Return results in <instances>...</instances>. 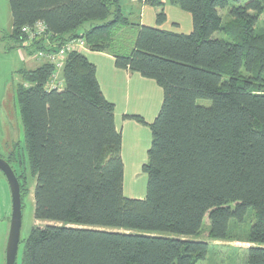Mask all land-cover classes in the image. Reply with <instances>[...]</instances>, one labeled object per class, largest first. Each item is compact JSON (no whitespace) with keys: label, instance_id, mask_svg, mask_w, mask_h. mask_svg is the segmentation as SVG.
<instances>
[{"label":"trees","instance_id":"obj_1","mask_svg":"<svg viewBox=\"0 0 264 264\" xmlns=\"http://www.w3.org/2000/svg\"><path fill=\"white\" fill-rule=\"evenodd\" d=\"M230 1L145 0L160 8L158 25L167 4L190 13L192 31L179 33L141 25L122 0H9L13 29L0 38L5 49L32 56L82 38L164 92L151 123L129 116L152 131L146 195L133 198L124 194L115 104L89 58L68 52L55 87L50 62L18 70L34 217L51 222L33 227L21 264H200L209 244L188 237L201 233L205 217L209 236L226 239L230 220L242 221L250 208L256 219L247 264H264V30H257L264 0ZM39 22L45 33L24 46L23 28ZM0 157L15 170L23 203L29 190L17 154Z\"/></svg>","mask_w":264,"mask_h":264},{"label":"rangeland","instance_id":"obj_2","mask_svg":"<svg viewBox=\"0 0 264 264\" xmlns=\"http://www.w3.org/2000/svg\"><path fill=\"white\" fill-rule=\"evenodd\" d=\"M128 1V0H127ZM244 3L243 0H231L230 7ZM170 10L171 18L179 19V14L188 18V22L180 20L182 26L180 30L187 31L191 29L192 17L190 13L182 11L178 6ZM228 9L223 10L224 20L228 21ZM189 23V28L187 24ZM91 26V23L85 24L79 31L83 32ZM169 28L177 29L174 25ZM13 29V18L9 0H0V38L4 34H10ZM258 31L264 30V19L259 21L257 25ZM217 37H224L222 33H217ZM4 42V41H3ZM0 41V156H6L11 151H15L19 162L18 169L25 174L29 194L24 198L23 202V218L21 227V243L17 255V264H21L23 247L25 240L28 239L33 227H43L51 222L38 220L34 217V188L35 179L31 171L28 152L25 141V130L21 119L20 107L17 101V85L21 81L18 70L21 67L36 68L41 63L36 56L28 55L25 50L5 49V43ZM62 81V75L59 73L56 82ZM200 104L209 106L211 100L200 99ZM149 126V124H143ZM150 135L143 138L145 143L152 141V131L148 127ZM142 137L144 136L143 131ZM130 146V144H129ZM128 146V147H129ZM125 155V152H124ZM132 158L123 159L125 164L124 174V194L133 198H144L147 191L148 175L143 170V164L148 160V154L141 155L137 151L131 152ZM141 157H144L141 160ZM12 217V197L9 183L6 176L0 170V264H6L7 242L11 226ZM255 211L250 208L242 221L235 218L230 220L229 234L226 239H213L209 236L210 222L208 216L204 219L203 229L199 235L189 236L188 238L195 241H203L209 244L208 254L200 264H247L248 249L251 243L248 242V236L251 226L255 222ZM168 236H175L172 233H165Z\"/></svg>","mask_w":264,"mask_h":264},{"label":"crops","instance_id":"obj_3","mask_svg":"<svg viewBox=\"0 0 264 264\" xmlns=\"http://www.w3.org/2000/svg\"><path fill=\"white\" fill-rule=\"evenodd\" d=\"M122 2L125 10L128 13H133V20L141 25L159 26L162 29L179 33H190L193 29V25H191L190 31L180 30V26H182L180 20L188 22V18L182 12L178 15L179 19L170 17L169 11L174 10L175 5L167 4L165 6L167 19L162 25H158L156 17L160 8L147 4L145 0H122ZM169 25H174L177 29L169 28ZM189 27L188 23L187 28ZM79 52L84 53L96 66V75L101 90L106 99L115 104V122L123 137V159H125V155L128 160L131 159V152L137 150L138 154L142 153V156L148 154L151 144L149 140L145 143L143 138H147L151 134L149 126L143 125L129 116L139 115L147 123H151L163 103L162 87L155 80L145 78L138 72L116 67L115 58L110 53L92 51L88 48ZM141 131L145 132L143 137ZM143 158L141 157V160ZM125 169L124 164V174Z\"/></svg>","mask_w":264,"mask_h":264},{"label":"water","instance_id":"obj_4","mask_svg":"<svg viewBox=\"0 0 264 264\" xmlns=\"http://www.w3.org/2000/svg\"><path fill=\"white\" fill-rule=\"evenodd\" d=\"M0 170L4 173L11 190L12 217L7 242L6 264H16L21 242V227L23 218V203L19 179L11 164L0 157Z\"/></svg>","mask_w":264,"mask_h":264},{"label":"built area","instance_id":"obj_5","mask_svg":"<svg viewBox=\"0 0 264 264\" xmlns=\"http://www.w3.org/2000/svg\"><path fill=\"white\" fill-rule=\"evenodd\" d=\"M24 33L26 34V41L24 42V46L29 47L32 42L41 37L45 31H46V26L42 23L39 22L33 27H24L23 28ZM87 48L86 42L84 39L79 38L76 40H72L68 42L66 45L61 47L58 51H39L35 55L37 59L40 61H46L50 62L55 65L56 67V73L53 76V80L49 83V86L55 87L59 85V82H56L59 73L63 69L64 63H65V58L67 57L68 52L70 51H81ZM31 56V58H32Z\"/></svg>","mask_w":264,"mask_h":264},{"label":"flooded vegetation","instance_id":"obj_6","mask_svg":"<svg viewBox=\"0 0 264 264\" xmlns=\"http://www.w3.org/2000/svg\"><path fill=\"white\" fill-rule=\"evenodd\" d=\"M15 171V170H14ZM16 173V172H15Z\"/></svg>","mask_w":264,"mask_h":264}]
</instances>
